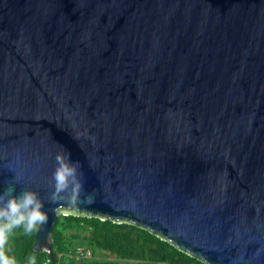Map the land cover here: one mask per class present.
Segmentation results:
<instances>
[{
	"label": "water",
	"instance_id": "95a60500",
	"mask_svg": "<svg viewBox=\"0 0 264 264\" xmlns=\"http://www.w3.org/2000/svg\"><path fill=\"white\" fill-rule=\"evenodd\" d=\"M58 154L80 202L51 201ZM264 264V0H0V193Z\"/></svg>",
	"mask_w": 264,
	"mask_h": 264
},
{
	"label": "trees",
	"instance_id": "16d2710c",
	"mask_svg": "<svg viewBox=\"0 0 264 264\" xmlns=\"http://www.w3.org/2000/svg\"><path fill=\"white\" fill-rule=\"evenodd\" d=\"M34 231L13 229L7 255L17 264H29L30 257L52 264L47 251L33 249ZM51 235L54 264H207L145 227L99 215L59 212Z\"/></svg>",
	"mask_w": 264,
	"mask_h": 264
},
{
	"label": "clouds",
	"instance_id": "9594fccd",
	"mask_svg": "<svg viewBox=\"0 0 264 264\" xmlns=\"http://www.w3.org/2000/svg\"><path fill=\"white\" fill-rule=\"evenodd\" d=\"M69 156L58 154L56 157L58 166L53 173L55 184L50 199L53 203L66 201L68 206L75 207L80 202L83 183L78 174L79 162H71ZM14 191L0 193V264H17L5 251L13 229L23 226L25 233H32L38 226L46 225L49 218L38 193L26 190L17 196ZM29 264H36L35 257L29 258Z\"/></svg>",
	"mask_w": 264,
	"mask_h": 264
},
{
	"label": "built area",
	"instance_id": "2783aa9c",
	"mask_svg": "<svg viewBox=\"0 0 264 264\" xmlns=\"http://www.w3.org/2000/svg\"><path fill=\"white\" fill-rule=\"evenodd\" d=\"M80 249V248H79ZM87 254H88V251H87Z\"/></svg>",
	"mask_w": 264,
	"mask_h": 264
}]
</instances>
